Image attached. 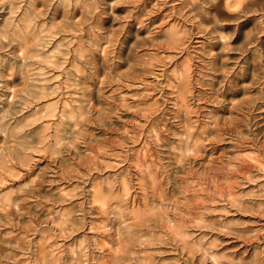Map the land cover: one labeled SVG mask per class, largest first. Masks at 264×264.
<instances>
[{
  "label": "clouds",
  "instance_id": "9594fccd",
  "mask_svg": "<svg viewBox=\"0 0 264 264\" xmlns=\"http://www.w3.org/2000/svg\"><path fill=\"white\" fill-rule=\"evenodd\" d=\"M244 216L264 0H0V264H264Z\"/></svg>",
  "mask_w": 264,
  "mask_h": 264
},
{
  "label": "rangeland",
  "instance_id": "374dc122",
  "mask_svg": "<svg viewBox=\"0 0 264 264\" xmlns=\"http://www.w3.org/2000/svg\"><path fill=\"white\" fill-rule=\"evenodd\" d=\"M152 2L154 3L155 0H152ZM169 2L171 3L172 0H169ZM140 7L143 8L144 5L142 4ZM148 7H151V5L149 4ZM118 11H122V10H118ZM168 11H169V9L166 8V9H164L163 12L158 13L156 16H153L151 19L152 20H155L157 23H161L163 20L166 19L165 13H167ZM175 19L176 18L173 17V19L170 20L168 22V24H164L163 25V28H167L169 26V24H171V23H173L175 21ZM163 28H162V30H163ZM162 55L163 56H167L169 58H172V57H178L179 56V53L176 50H167V49H165L162 52ZM187 55H188V53L185 52L184 53V56H187ZM180 59H183V57H180ZM174 62H178V61H174ZM148 79L150 80L151 77H149ZM153 99H155V97H153ZM243 151H250V150L249 149H244ZM215 155L219 156V155H222V153L217 152V153H215ZM241 218L242 219H245V220L253 221L254 223L252 225H250L253 228L254 227H257L261 223H264V219H261L260 217L244 216V217H241Z\"/></svg>",
  "mask_w": 264,
  "mask_h": 264
}]
</instances>
